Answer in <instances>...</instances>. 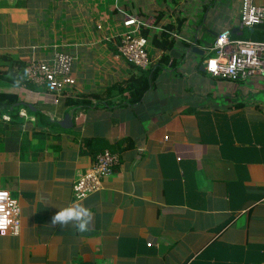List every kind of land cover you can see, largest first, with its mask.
Here are the masks:
<instances>
[{
  "label": "crops",
  "instance_id": "crops-1",
  "mask_svg": "<svg viewBox=\"0 0 264 264\" xmlns=\"http://www.w3.org/2000/svg\"><path fill=\"white\" fill-rule=\"evenodd\" d=\"M243 7L244 0H0V189L19 201L22 226L19 235L0 233V264H264V76L216 78L189 51L195 35L205 49L208 36L241 28ZM123 13L149 20L150 40L160 34L155 27L171 25L167 51L148 47L152 64L164 54L170 62L134 104L127 92L104 98L139 73L104 40L125 29ZM189 18L200 29L190 30ZM56 48L77 58V84L52 108L21 77L28 59L48 60ZM105 149L120 155L119 166L100 191L76 201L73 182ZM73 205L93 213L89 231L51 225Z\"/></svg>",
  "mask_w": 264,
  "mask_h": 264
},
{
  "label": "built area",
  "instance_id": "built-area-1",
  "mask_svg": "<svg viewBox=\"0 0 264 264\" xmlns=\"http://www.w3.org/2000/svg\"><path fill=\"white\" fill-rule=\"evenodd\" d=\"M124 15L122 26L125 29L104 36V40L111 43L128 64L137 70H147L152 64L148 49L150 39L142 35V31L152 24L137 16ZM240 24L241 27L264 25V5L244 0ZM102 27L97 24L98 30ZM155 30L161 33L163 28L155 27ZM206 54L204 70L213 77L238 82L264 76V41L232 38V30L224 29L216 35L212 45L205 48ZM76 59L73 54L60 48H56L48 60L28 59L25 82L40 87L46 101L58 104L66 90L77 84L74 74ZM20 115L25 116V110ZM119 164L118 153L108 149L100 152L92 165L73 182L74 199L81 201L100 191L103 180L111 176ZM261 201L264 202V197ZM21 230L19 201L11 192L0 189V233L19 235Z\"/></svg>",
  "mask_w": 264,
  "mask_h": 264
},
{
  "label": "trees",
  "instance_id": "trees-1",
  "mask_svg": "<svg viewBox=\"0 0 264 264\" xmlns=\"http://www.w3.org/2000/svg\"><path fill=\"white\" fill-rule=\"evenodd\" d=\"M262 29H264V25H255L252 27H241L239 29H236V31L232 32V38H240L245 40H253V41H263L258 37L259 35L263 34ZM170 31H171V25L166 26L163 28V31L159 35H152L151 42L153 45L160 50L167 51L170 48L171 41H170ZM258 34V36L256 35ZM142 35L145 37H148V33L143 30ZM109 48L111 51L115 54H118L117 49L108 42ZM4 57H0V59H3ZM170 62V58L167 54H164L160 57L158 63L151 64L150 67L147 70H138V75H131L129 79H127L123 84H113L109 86L105 92H104V98H110L114 97L116 95H123L124 93H128L129 100L128 102L130 104L137 103L141 100V98L144 96L145 92H147L150 88L153 87L155 83V79L158 75V72L164 68V65H167ZM174 64V62H173ZM25 76L23 75L21 78L23 79V84L28 87L29 89L35 90V91H41L42 89L38 86L31 85L29 83L25 82L26 79V70ZM16 83H19L16 81ZM97 97V96H95ZM127 99V98H126ZM106 104V103H105ZM109 104V103H107ZM0 105H4L0 102ZM7 105H10V103H7ZM24 106H16L14 109L17 111L21 109ZM16 111L12 112L11 122L16 123L15 125L19 126L20 122L16 120L17 113ZM11 124V123H10Z\"/></svg>",
  "mask_w": 264,
  "mask_h": 264
},
{
  "label": "clouds",
  "instance_id": "clouds-1",
  "mask_svg": "<svg viewBox=\"0 0 264 264\" xmlns=\"http://www.w3.org/2000/svg\"><path fill=\"white\" fill-rule=\"evenodd\" d=\"M93 219V213L86 207L73 205L60 209L51 219V225H59L61 228L72 225L78 232L89 231V225Z\"/></svg>",
  "mask_w": 264,
  "mask_h": 264
},
{
  "label": "rangeland",
  "instance_id": "rangeland-1",
  "mask_svg": "<svg viewBox=\"0 0 264 264\" xmlns=\"http://www.w3.org/2000/svg\"><path fill=\"white\" fill-rule=\"evenodd\" d=\"M199 6H200V10H201V11H200V13H198V14H199V15L201 14L202 17L204 18V16H205V12H203V11H204V8H205V9L207 8V6L205 7L204 4H203V5L201 4V5H199ZM208 6H209V5H208ZM209 7H210V6H209ZM209 7H208V8H209ZM217 17H220V18H221L222 15L217 16ZM194 19L198 20L199 18H198V16L196 15V17H195ZM202 20L204 21V19H202ZM188 23L190 24V26H189V29H190V30H191V29H195V30H192V31H196V30L200 29V28H199L200 26H198V27L195 26V24H194V22H193V18H189V19H188ZM201 24H202V23H201ZM201 24H200V25H201ZM207 27H208V25L205 26L204 31H203L204 33H206ZM210 27L213 28V30H215V29L218 27V24L213 25V26L211 25ZM96 28H97V26H96ZM208 39H209V41H210V42H209L210 44H209L208 46H211L212 43H213L212 40H211L212 37H211V36H208ZM152 52H153V50L151 49V50H150V54H151V55H152ZM207 56H208V54L202 56V60L206 59ZM159 88L161 89V92H163V93H162V94H163V95H162V98H165V97H164V95H165L164 93H165V90H167V89H166L163 85H160ZM160 94H161V93H160ZM163 102H164V99H163V101L161 100L158 104H164ZM166 104H169V101H168V100L166 101L165 105H166ZM51 107H52V108H54V107L57 108V104H55V105L52 104Z\"/></svg>",
  "mask_w": 264,
  "mask_h": 264
},
{
  "label": "water",
  "instance_id": "water-1",
  "mask_svg": "<svg viewBox=\"0 0 264 264\" xmlns=\"http://www.w3.org/2000/svg\"><path fill=\"white\" fill-rule=\"evenodd\" d=\"M236 31V29L232 30V32L234 33ZM202 38L198 37L197 35H195L192 44L189 47V51L196 53L200 56H204L205 55V49L203 47L200 46V43H207V41L203 40L201 41ZM204 69V65L203 68ZM22 105V104H21ZM29 108H32L31 105H27ZM72 123V115L71 114H67L66 117L60 122L61 125L68 127L69 125H71Z\"/></svg>",
  "mask_w": 264,
  "mask_h": 264
}]
</instances>
